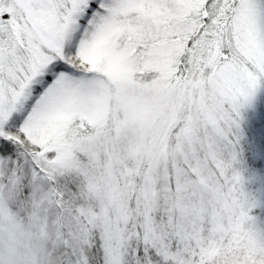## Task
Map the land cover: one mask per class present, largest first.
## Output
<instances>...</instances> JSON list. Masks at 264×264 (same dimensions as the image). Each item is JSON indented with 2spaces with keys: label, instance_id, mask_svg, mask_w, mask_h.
<instances>
[{
  "label": "snow or ice",
  "instance_id": "snow-or-ice-1",
  "mask_svg": "<svg viewBox=\"0 0 264 264\" xmlns=\"http://www.w3.org/2000/svg\"><path fill=\"white\" fill-rule=\"evenodd\" d=\"M264 264V0H0V264Z\"/></svg>",
  "mask_w": 264,
  "mask_h": 264
},
{
  "label": "rangeland",
  "instance_id": "rangeland-1",
  "mask_svg": "<svg viewBox=\"0 0 264 264\" xmlns=\"http://www.w3.org/2000/svg\"><path fill=\"white\" fill-rule=\"evenodd\" d=\"M6 242L13 264H34V257L44 251L43 241L31 235L26 227L17 229Z\"/></svg>",
  "mask_w": 264,
  "mask_h": 264
}]
</instances>
